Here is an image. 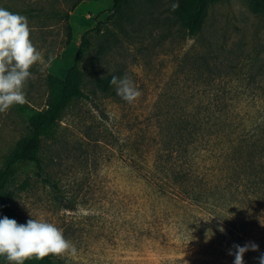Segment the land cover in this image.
Masks as SVG:
<instances>
[{
	"label": "rangeland",
	"instance_id": "1",
	"mask_svg": "<svg viewBox=\"0 0 264 264\" xmlns=\"http://www.w3.org/2000/svg\"><path fill=\"white\" fill-rule=\"evenodd\" d=\"M74 1L0 0L2 8L30 12V39L44 58L30 69L28 105L46 107V75L64 78L86 33L89 43L80 67L90 99L71 102L41 151L52 180L75 207L62 205L37 169L23 165L13 201L21 221L50 222L75 246V255H53L55 264H234L228 253L241 244L235 200L185 211L135 175L157 176V167L168 165L144 150L171 149L175 117L188 118L207 102L218 101L221 109L205 130L219 155L199 166L207 181L225 179L249 159L236 151L244 143L242 150L250 149L242 140L264 128V13H253L249 0H213L203 30L191 35L173 14L174 0H130L122 17L114 0H83L71 10ZM125 74L142 93L132 104L115 85L108 92L96 85L101 77ZM26 131L16 105L0 113V166ZM247 252L248 264H259L262 253ZM0 264L8 262L3 257Z\"/></svg>",
	"mask_w": 264,
	"mask_h": 264
},
{
	"label": "trees",
	"instance_id": "2",
	"mask_svg": "<svg viewBox=\"0 0 264 264\" xmlns=\"http://www.w3.org/2000/svg\"><path fill=\"white\" fill-rule=\"evenodd\" d=\"M81 1L83 0H75L71 10ZM129 2L130 0H114V13L122 17ZM212 2L213 0H174L179 7L172 11L189 33L196 35L203 30ZM248 6L253 13H264V0H249ZM3 8L23 15L27 20L30 19L29 11L14 9L10 5H5ZM71 36L72 32L69 30L67 44L70 43ZM88 46L86 33L81 39L76 62L67 71L66 76L62 78L52 73L46 75L48 97L45 108L37 109L28 104L16 105L18 112L25 119L27 131L4 156L0 166V219L6 216L23 224L13 206L16 195L14 180L20 166L27 164H32L37 169L36 175L52 188L62 205L69 209L75 207L71 200L61 194L57 183L52 180L41 159V151L44 140L56 136L60 120L71 102L75 99H90V95L83 88L84 73L80 67V61ZM112 77L110 75L99 78L96 82L97 87L103 92H108L112 86L110 83ZM217 102H207L203 107L191 110L188 118H184L181 114L175 117L173 124L177 139L173 141L171 149L161 146L154 150L150 148L144 150L147 158L160 161L166 159L168 165L162 163L158 166L160 171L157 176L144 173H136L135 176L144 179L149 185L156 184L158 196L167 197L173 207L185 211L203 210L211 200L214 203L222 198L235 200L239 211L236 236L241 241L240 245L252 242L259 246L258 251L264 253V128L260 133L255 132L253 137H245L242 140L243 143L247 142V148L250 149L242 150L245 147L244 143V146L236 151L238 157H249V159L243 164L236 163L235 168L228 173L231 174L225 179L207 181V174L202 172L200 167L206 168L209 164L207 161L213 162L219 157L210 145L209 134L205 132L210 124L218 120L221 109L217 108L219 106ZM203 143L202 146L207 148L201 146ZM129 174L132 176L135 172L129 171ZM162 176L168 178L167 182L161 179ZM175 185L179 188L176 189ZM249 255L245 252L244 264L251 261ZM0 261H3V257H0ZM24 264H55V262L53 255H48L41 260L33 257Z\"/></svg>",
	"mask_w": 264,
	"mask_h": 264
},
{
	"label": "clouds",
	"instance_id": "3",
	"mask_svg": "<svg viewBox=\"0 0 264 264\" xmlns=\"http://www.w3.org/2000/svg\"><path fill=\"white\" fill-rule=\"evenodd\" d=\"M179 5H171L175 11ZM30 28L25 16L12 13L0 7V113L14 105L27 103L24 87L31 77L30 69L37 63L43 64L44 58L30 39ZM110 83L115 85L117 95L132 104L141 96L140 90L130 77L113 76ZM224 231L223 228L220 229ZM258 245L249 242L244 246L233 245L234 264H244L245 252L258 251ZM76 254L75 246L67 240L61 229L43 219H29L19 224L14 219H0V257L8 264H24L33 257L41 260L48 255L62 256ZM264 264V253L258 257Z\"/></svg>",
	"mask_w": 264,
	"mask_h": 264
}]
</instances>
